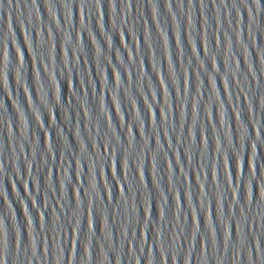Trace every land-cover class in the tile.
<instances>
[{
  "label": "water",
  "instance_id": "1",
  "mask_svg": "<svg viewBox=\"0 0 264 264\" xmlns=\"http://www.w3.org/2000/svg\"><path fill=\"white\" fill-rule=\"evenodd\" d=\"M0 264H264V0H0Z\"/></svg>",
  "mask_w": 264,
  "mask_h": 264
}]
</instances>
